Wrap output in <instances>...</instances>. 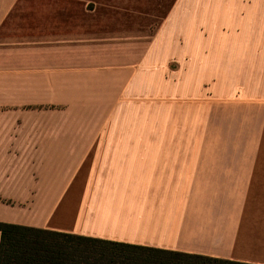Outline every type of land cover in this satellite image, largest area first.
Here are the masks:
<instances>
[{"label":"crops","instance_id":"0c3cea01","mask_svg":"<svg viewBox=\"0 0 264 264\" xmlns=\"http://www.w3.org/2000/svg\"><path fill=\"white\" fill-rule=\"evenodd\" d=\"M4 1L0 223L264 264V0Z\"/></svg>","mask_w":264,"mask_h":264},{"label":"trees","instance_id":"16d2710c","mask_svg":"<svg viewBox=\"0 0 264 264\" xmlns=\"http://www.w3.org/2000/svg\"><path fill=\"white\" fill-rule=\"evenodd\" d=\"M0 264H245L0 223Z\"/></svg>","mask_w":264,"mask_h":264},{"label":"rangeland","instance_id":"374dc122","mask_svg":"<svg viewBox=\"0 0 264 264\" xmlns=\"http://www.w3.org/2000/svg\"><path fill=\"white\" fill-rule=\"evenodd\" d=\"M4 2V0H0V10L3 8ZM4 53V50L0 51V138L7 134V130H4L6 124L18 125V128H21V123H29L32 127L37 123L47 121V118L51 116L48 112L54 109L52 105L46 103V99H37L35 97L36 83H22L19 77H14V75L5 76L7 71L11 74H16L17 69L15 67L6 69L3 65ZM27 94H32L33 96L28 98L26 97ZM21 132L18 129H14L11 130L10 134L11 137H15ZM27 133L35 136L37 130H27Z\"/></svg>","mask_w":264,"mask_h":264}]
</instances>
